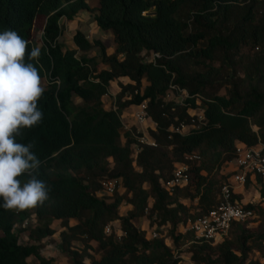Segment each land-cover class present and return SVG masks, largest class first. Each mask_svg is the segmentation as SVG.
I'll return each instance as SVG.
<instances>
[{"label":"trees","instance_id":"obj_1","mask_svg":"<svg viewBox=\"0 0 264 264\" xmlns=\"http://www.w3.org/2000/svg\"><path fill=\"white\" fill-rule=\"evenodd\" d=\"M81 12L91 13L100 30L112 32L113 54L81 31L73 36L74 49L60 42L61 21H73ZM38 24L39 44L34 40ZM4 30L28 41L26 61L27 52L41 48L38 63L31 62L41 86L47 80L38 100L43 119L21 129L16 139L32 145L40 161L34 175L50 191L35 208H0V264H55L40 248L55 234V222L63 228L60 250L69 264H180L182 255H174L180 242H188L186 255L195 264H262L251 253H264V226L249 230L250 222L234 223L228 239L215 246L194 243L183 227L191 214L184 201L197 199L199 215L217 206L231 176L222 171L239 145L264 149V2L0 0ZM114 82L119 88L115 108L106 110L103 100ZM172 86L188 97L181 99ZM176 95L179 101L172 99ZM144 102L157 124L149 133L157 148L139 145L136 130H127L121 119L120 111ZM193 110L204 113L201 127L171 134L170 124L189 122ZM193 153L202 162L191 164L190 185L167 191L162 182ZM112 178L122 181L123 194L100 198L101 183ZM17 179L27 183L31 177ZM256 180L262 184V178ZM261 198L264 202V188ZM122 207L131 208L125 216ZM244 207L255 212L254 221L264 216V206ZM31 218L36 224L29 230L31 243L23 244ZM143 218L157 238L136 226ZM76 242L83 250L74 249ZM90 244L97 245L99 259L89 254ZM30 258L36 262L29 263Z\"/></svg>","mask_w":264,"mask_h":264},{"label":"clouds","instance_id":"obj_2","mask_svg":"<svg viewBox=\"0 0 264 264\" xmlns=\"http://www.w3.org/2000/svg\"><path fill=\"white\" fill-rule=\"evenodd\" d=\"M28 41L15 30L0 31V208L23 211L43 204L48 185L34 173L40 161L32 145L17 142L21 129L38 125L43 112L38 100L44 93L38 68L40 47L27 52ZM31 179L22 183L18 177Z\"/></svg>","mask_w":264,"mask_h":264},{"label":"built area","instance_id":"obj_3","mask_svg":"<svg viewBox=\"0 0 264 264\" xmlns=\"http://www.w3.org/2000/svg\"><path fill=\"white\" fill-rule=\"evenodd\" d=\"M256 1L264 2V0ZM154 57L159 58V55L156 54ZM172 91L179 93L181 99L188 97L186 91L180 90L177 87L172 86ZM190 113L191 119L189 122L176 120L170 124L169 131L171 134L187 135L201 127L205 122L203 111L193 110ZM133 117L138 127H142L134 132L139 145L157 148V142L147 131L149 128H157V124L148 113L147 102L136 106ZM127 130L130 131L131 129L128 128ZM263 150L262 146L249 148L244 145H239L237 147L235 159L226 165L230 168V172L227 173L231 176L228 182L220 189L217 206L205 214L188 217L186 219L183 228L185 232L193 234L194 243H205L212 246L218 245L228 239L234 223H247L256 219L254 211L246 209L234 198V190L245 188L252 178L257 179L260 177L264 179ZM201 162L202 158L198 153L185 156L184 161L174 168L172 177L162 182L163 187L171 193L188 187L192 180L191 164H200ZM121 190L122 181L120 179H106L101 183V190L98 196L100 198L113 197ZM111 231L112 225H108L106 227V233L110 234ZM157 236L158 234L155 231L150 235L153 239L157 238ZM179 258L181 260L180 264H195L190 257L180 256ZM259 260L264 264V256Z\"/></svg>","mask_w":264,"mask_h":264},{"label":"rangeland","instance_id":"obj_4","mask_svg":"<svg viewBox=\"0 0 264 264\" xmlns=\"http://www.w3.org/2000/svg\"><path fill=\"white\" fill-rule=\"evenodd\" d=\"M92 6H95L96 3L93 1L91 3ZM77 19L75 21H67L65 19H63L61 21V26L62 29L64 31L63 36L60 39V42L62 44L65 45V47L68 49L70 47H74L73 41H72V35L74 34L75 31L77 30H83L82 32L84 34H86L89 39L91 41H101L105 47L107 48V50L111 53L113 51V45H114V38L112 36V34H108V35H104L103 37L100 36L99 33L96 32V29H98L95 25V21L93 18V15L91 13H81L79 16H76ZM41 26L40 24L37 25V29L34 33V40L35 43H40V39H41ZM85 31H87L85 33ZM100 33H105L103 30H100ZM94 38V39H93ZM97 39V40H95ZM95 52H93L91 55H93ZM101 68H103V66H101ZM238 77L243 78L244 74H243V70L241 69V67L238 68ZM47 85V80H43L42 81V86H46ZM113 88V93L116 94L119 91L118 85L117 83H114L112 85ZM113 94V95H114ZM220 94L225 95L226 94V90L222 89L220 91ZM173 98H177L178 100V96L176 95V97H172ZM179 101V100H178ZM115 101H114V97L111 96L110 99L108 101H106V110H111L115 108ZM136 108H132L130 109L129 114L132 116L134 115ZM121 115L125 114V111H120ZM133 119V118H132ZM135 127V126H134ZM227 172H230V168L228 166H226L222 173L226 174ZM262 188H264V179H262V184L258 183L256 179L252 178L249 181V184L243 188V189H237L234 190V198L236 200L239 201H243L242 204L243 205H259L261 207L264 206V202L261 198V191ZM123 190L120 191L121 194H123L122 192ZM198 201V200H197ZM197 203V202H196ZM190 207H191V211L192 213L190 214V217H194L199 215V211H198V207L194 206V204L189 203ZM131 209V208H130ZM128 207H122L120 210V214L122 216H125L127 214V212L130 210ZM33 218V216H32ZM30 219V227H28L26 234L22 235V242L23 244H30L31 242L29 241V233H30V229H33L36 224L35 222L31 221L33 219ZM72 224H75L74 222H72ZM52 229L55 231V234L52 237H49L47 239H43L41 241L40 244V248H41V254L43 257L48 258V259H54L55 264H69V261L67 260V257L61 252L60 250V233L62 232L63 228L61 226V224L59 222H55L52 225ZM136 226L140 229V230H144L147 233H149V236L154 232L155 227H151L149 225V221L147 220V218H143L139 221L136 222ZM247 229L249 230H255L258 229L262 226H264V216L261 215V217H259L256 221H251ZM118 229V225L117 227H115ZM163 235H166V233H164ZM234 237V236H233ZM231 237L232 241L234 240V238ZM230 239V238H229ZM188 242H180L178 244V246L175 248L174 251V255L179 257V255H182L184 257H189L187 256V252L189 250V244H187ZM74 249L76 250H83V244L81 242H76L74 244ZM91 250H89V254L92 255L95 259H99L101 257V253L98 251L97 249V245L96 244H90ZM251 257L255 258V259H260L262 256H264V253L257 255L254 252L251 253ZM29 263H34L36 262L35 258H30Z\"/></svg>","mask_w":264,"mask_h":264},{"label":"crops","instance_id":"obj_5","mask_svg":"<svg viewBox=\"0 0 264 264\" xmlns=\"http://www.w3.org/2000/svg\"><path fill=\"white\" fill-rule=\"evenodd\" d=\"M81 13H88V12H81ZM81 13H79L77 16H79ZM77 19V17H75V19L73 20V21H75ZM95 25H96V27L98 28V26H97V24L95 23ZM77 31H83V30H77ZM77 31H75V32H77ZM75 32H74V34H75ZM87 31H85V33H86ZM96 32L97 33H99L100 34V36L101 37H103L104 35H108V34H112V32H105V33H100V29L98 28V29H96ZM83 33V32H82ZM74 34L72 35V41H73V36H74ZM86 35V34H85ZM87 36V35H86ZM112 36H113V34H112ZM87 38L89 39V37L87 36ZM113 38H114V36H113ZM94 39V38H93ZM90 40V39H89ZM95 40H97V39H95ZM114 40V39H113ZM91 41V40H90ZM92 42V41H91ZM74 44V43H73ZM115 48H116V45H115V43H114V45H113V51L110 53L109 51H108V54H113L114 52H115ZM68 49H74V47H70V48H68ZM96 54L94 53L92 56H95ZM114 83H117V82H114ZM114 83H112V85L114 84ZM112 85H111V88H110V93H109V96H106L105 98H104V100H103V102H104V107H105V109H106V106H105V104H106V101H108L109 99H110V97L111 96H113V97H115V95L117 94H114L113 93V88H112ZM118 85V84H117ZM114 94V95H113ZM132 108H136V106H132V107H130L129 109H127V110H125V114L124 115H121V119H122V122H123V124H124V126L125 127H127V129L129 128V129H135V130H137V129H141L140 127H138V125H137V123L135 122V120H134V117L132 116V118H131V115L129 114V112L128 111H130V109H132ZM136 111V110H135ZM135 126V127H134ZM145 129V128H144ZM154 129H156V128H149L147 131L150 133V131L151 130H154ZM226 167V166H225ZM239 203H241L242 204V202L243 201H239V200H237ZM197 202V203H196ZM189 203H192V204H194V206H198V201H197V199L196 200H194V201H184V204L185 205H187L188 207H190V205H189ZM243 205V204H242ZM243 206H245V205H243ZM129 209H130V207H128ZM193 211V210H192ZM192 211H191V213H192ZM199 211V210H198ZM117 225L118 224H115V227H117ZM119 226V225H118ZM184 229V228H183Z\"/></svg>","mask_w":264,"mask_h":264}]
</instances>
